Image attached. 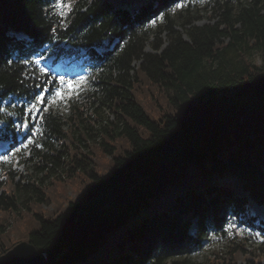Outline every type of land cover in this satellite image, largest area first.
Here are the masks:
<instances>
[{"label": "trees", "instance_id": "16d2710c", "mask_svg": "<svg viewBox=\"0 0 264 264\" xmlns=\"http://www.w3.org/2000/svg\"><path fill=\"white\" fill-rule=\"evenodd\" d=\"M56 1L0 0V140L15 146L36 126L48 150L27 158L36 155L41 178L26 173L20 184L3 173L0 255L26 241L46 264H195L187 256L208 233L226 237L232 219L264 236L249 205L264 206L260 2L225 4L215 24L186 19L182 33L171 16L182 0H74L63 17ZM36 59L82 60L116 116L96 129L98 142L80 125L88 118L63 130L49 111H28L54 83ZM21 189L32 193L23 203ZM261 260L240 243L207 264Z\"/></svg>", "mask_w": 264, "mask_h": 264}, {"label": "rangeland", "instance_id": "374dc122", "mask_svg": "<svg viewBox=\"0 0 264 264\" xmlns=\"http://www.w3.org/2000/svg\"><path fill=\"white\" fill-rule=\"evenodd\" d=\"M73 1L74 0H57L52 11L58 16L63 17ZM113 1L117 2L118 0ZM251 1L252 0H182L174 5L171 10V16L176 21L174 28L183 33V26L186 19L189 20L191 24L196 25L215 24L221 20V13L224 11L225 4L231 6V11L234 12L240 5H246ZM258 2H260L263 7L262 11H264V0H258ZM157 22L161 24L162 20L159 19ZM165 33V31H162L159 34L163 42L165 41ZM224 41H226V39ZM146 50H150V44H147ZM252 59L256 63L261 62L257 54L253 55ZM36 61L40 70L47 72L48 76L53 78L54 83L48 94H44L45 103L38 105L40 111L33 110L31 111L32 114H35L37 117L40 116L42 112H46L44 108L47 106V111L60 121L63 130L67 129L68 124L73 121V117L79 116L82 120L88 118L87 121H84V123L80 125L81 127L84 126L85 130L90 134L94 135L93 138L95 142H98V136L95 135L96 129L105 126L107 123H110V121H114L116 116L108 108L107 101L100 97L94 90L95 87L91 81H89L90 76L82 60L65 59L61 63L56 64L49 63V60L45 63L41 62L39 59H36ZM61 77L63 78V83L61 82ZM69 82H72L75 87H70ZM58 89L62 91L63 99L54 95ZM50 101L55 102L51 103ZM25 133L26 135L24 137L20 136L17 138L18 143L15 146L8 147L6 144L0 143V181L3 179V173L5 171H9L13 176V180L18 181L20 184L27 182V178L25 177L26 173L34 172L33 176L37 178L43 176V173L33 171L32 164L37 160L36 155H33L31 160H27V158L31 156L32 151H34V153L39 152V154L48 151L47 146L42 145L39 141L41 131L36 126L34 129L29 126ZM73 136L74 138H78V130H76V128H74ZM48 143L54 149L60 148V145L56 141L49 140ZM32 147H35V149L33 150ZM61 156L64 159L67 158L65 153ZM98 158L99 161L104 162L107 160L108 156L101 155ZM79 162L80 161H78L77 164ZM98 171L101 170L98 169ZM58 173H55V175ZM20 174L24 177L20 176ZM50 178L43 177L42 184L44 186L47 185ZM229 181L233 183V180ZM75 192L74 186L68 182L63 191L64 196L72 197ZM31 195L32 193L27 191V189H21L18 197L21 203H23L25 200H29ZM249 205L252 212L260 216L264 221V206H259L251 201ZM42 207L48 211L51 209L52 204L44 203ZM190 231H192V228H190ZM240 243L243 245L245 252H258L262 256L261 264H264V236L257 234L248 227L236 226L234 219L228 222L226 237L208 233L203 247L187 257L195 264H207L208 260L216 254L224 255L225 252Z\"/></svg>", "mask_w": 264, "mask_h": 264}, {"label": "water", "instance_id": "95a60500", "mask_svg": "<svg viewBox=\"0 0 264 264\" xmlns=\"http://www.w3.org/2000/svg\"><path fill=\"white\" fill-rule=\"evenodd\" d=\"M0 264H46L45 255L29 242L21 241L0 255Z\"/></svg>", "mask_w": 264, "mask_h": 264}, {"label": "snow or ice", "instance_id": "6c2138e0", "mask_svg": "<svg viewBox=\"0 0 264 264\" xmlns=\"http://www.w3.org/2000/svg\"><path fill=\"white\" fill-rule=\"evenodd\" d=\"M61 82L63 83V78L62 77H61ZM69 86L73 87V88L75 87V85L72 84V82H69ZM37 87H40V85H37ZM54 95L56 97H59L60 99L64 98L62 91L59 90V89L54 93ZM50 102L54 103L55 101H50ZM44 103H45V95L42 92L38 96L35 97V101L30 105L28 111H30V112L33 111V110L40 111V109L38 108V105H41V104H44ZM44 110L47 111V106H45ZM24 126L26 127L27 123H25Z\"/></svg>", "mask_w": 264, "mask_h": 264}, {"label": "bare ground", "instance_id": "6f19581e", "mask_svg": "<svg viewBox=\"0 0 264 264\" xmlns=\"http://www.w3.org/2000/svg\"><path fill=\"white\" fill-rule=\"evenodd\" d=\"M253 203V202H252Z\"/></svg>", "mask_w": 264, "mask_h": 264}]
</instances>
